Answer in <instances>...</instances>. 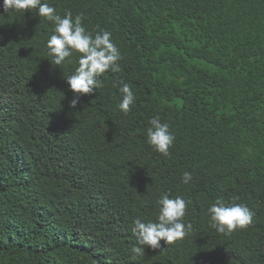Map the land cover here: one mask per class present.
<instances>
[{"label":"trees","instance_id":"16d2710c","mask_svg":"<svg viewBox=\"0 0 264 264\" xmlns=\"http://www.w3.org/2000/svg\"><path fill=\"white\" fill-rule=\"evenodd\" d=\"M43 2L110 31L121 71L70 108L79 54L52 64V22L0 0V264H264V0ZM154 116L167 157L146 142ZM164 193L192 228L133 259V220L155 222ZM234 195L253 223L219 234L207 209Z\"/></svg>","mask_w":264,"mask_h":264},{"label":"clouds","instance_id":"9594fccd","mask_svg":"<svg viewBox=\"0 0 264 264\" xmlns=\"http://www.w3.org/2000/svg\"><path fill=\"white\" fill-rule=\"evenodd\" d=\"M2 7L5 13H24L25 10L36 9L38 17L52 22L53 34L46 44L48 55L53 58L52 64H71L73 55L79 54L78 67L65 79L69 91L73 93V98L69 101L70 108L75 109L82 96L93 95L96 89L103 86L99 77L104 73L121 71L118 62L122 55L111 38L112 33L104 29L94 33L86 31L82 23L83 14H78L73 19L71 11H68L61 16L54 7L46 2L42 3V0H2ZM119 92L122 99L118 107L124 114H128L135 101L134 93L130 85L123 82ZM148 124L147 144L167 157L175 140L169 124L162 122L159 116L152 117ZM191 180L192 173L185 171L181 177L182 183L188 184ZM239 199V196L234 195L230 202L220 198L211 204L207 209L209 227L219 234L230 235L237 229L250 226L255 212L246 204L237 203ZM188 203L182 196L170 198L168 193H164L157 200L158 216L155 222L139 217L133 220L132 235L136 240V245L131 247L133 259L145 255L144 246L152 250L160 249L161 241L168 245L187 235L192 228L190 223L185 224L183 221Z\"/></svg>","mask_w":264,"mask_h":264}]
</instances>
